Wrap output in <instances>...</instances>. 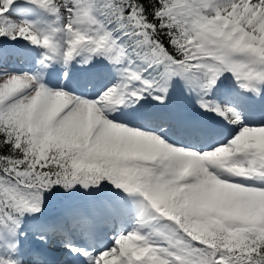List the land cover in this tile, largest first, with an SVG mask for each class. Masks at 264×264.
Masks as SVG:
<instances>
[{"label":"snow or ice","instance_id":"snow-or-ice-1","mask_svg":"<svg viewBox=\"0 0 264 264\" xmlns=\"http://www.w3.org/2000/svg\"><path fill=\"white\" fill-rule=\"evenodd\" d=\"M14 5L22 16L43 9L57 26L17 23L5 15ZM0 38L45 50L37 75L10 72L0 51V264H52L54 236L80 264H264V186L230 179L264 185V122L208 99L228 73L264 101V0H0ZM81 55L106 60L119 82L95 99L43 83L52 62ZM174 78L202 110L238 126L235 135L198 152L109 118L145 94L163 104ZM105 182L136 198L135 227L94 254L70 236L91 241L92 217L69 211L36 226L40 243L24 258V217H40L45 193Z\"/></svg>","mask_w":264,"mask_h":264},{"label":"rangeland","instance_id":"rangeland-1","mask_svg":"<svg viewBox=\"0 0 264 264\" xmlns=\"http://www.w3.org/2000/svg\"><path fill=\"white\" fill-rule=\"evenodd\" d=\"M30 7H31L30 9H33L34 11H36L35 18H37V19H34L32 17L33 15H29L27 13L26 15H23V16L26 18L29 17L31 19H34L28 23H31L35 27H38V28L44 29V30H47V29H50L52 27L57 26L56 18L54 16H52L51 14L49 15L48 12H45L48 15L46 17L42 13L43 9H39V8L37 9L36 7H33V6H30ZM19 14L20 13L18 12L17 8L14 5V6L9 8V11L5 15L9 19L19 23L25 19V18L24 19L21 18L22 15L21 14L19 15ZM38 18H41V20ZM8 50H10V53H12V54L7 55V63H6V66H7V64L10 65L9 68L7 67L10 72H15L17 74H20L23 72H29L30 74H33V75L38 74L37 69H35L34 72L29 71V69L26 66L27 62H24L22 60L20 53L25 54V58H27V60H28V56L30 55V60L31 61L33 60V64H34V63H38V61L41 59V54L45 51L43 48L34 47L28 41H25V40L19 39V38L17 40L0 38V51L7 52ZM11 55L12 56L15 55L17 57V59L12 57ZM18 57L21 59H18ZM23 62H24V67H26L27 69L20 68L21 65H23ZM91 62L92 63H84V56L81 55L80 57L73 59L70 62V64L67 67H65L63 60L57 59L56 61L52 62L47 69H44L42 74L49 73L55 79L56 83L53 85L56 88L63 87L66 90H69V91L73 90L74 92L76 91L80 94L83 93L82 89L84 88L86 98L89 96H94L96 98L97 97L96 93L98 90H101V92H102V90H105L106 88L113 86L114 84L118 83L119 81L117 78L116 82H114V78L109 73V70H108V68L109 67L112 68V66L109 65L106 60H104L100 57H96V58H93ZM86 64H93L94 66L91 69H88ZM80 66L82 67V69L84 71L94 70V68H96V69L92 73H89V72L88 73H82L81 76L78 77L77 75H75V73L76 74L78 73V71L80 70ZM15 67H17V69ZM140 67H141V69H143L145 66L141 65ZM97 70L104 73L105 75H107V77L99 78L100 76H102V74L99 73ZM151 70L152 69H149L147 72H142L143 78L149 79V80L153 79V77H155V76L151 75V73H152ZM65 72L68 73L69 77L64 78ZM93 73L96 74V77H95L96 82L95 83H94V80L91 78ZM84 76H86L85 79H84ZM46 78L48 79L49 76H47ZM65 79L68 80V83L66 85L63 84ZM47 82L53 83V79L49 78V81L47 80ZM83 82H84V84H83ZM236 85L237 84H236L235 80L232 78L231 74L225 73V75L217 83L216 88H214L212 90V93L208 97V99L215 101V103L219 104L222 107L223 103H221L222 101L220 102V98H222V95L227 93V91L232 93V91H234V87ZM220 87L224 90V94H222V93L219 94V97L217 99L216 98V96H217L216 90H218L220 92L221 91V89H219ZM223 87H225V89ZM89 88L92 89L90 94L87 93V90ZM175 89H177L178 91L173 93ZM172 93H173V95H171ZM242 93H244V92L242 91ZM215 94H216V96H215ZM78 96H84V95H78ZM225 97L228 99H233V97H231V96H225ZM198 98L199 97L189 87L186 86L185 81H183L179 78H174L171 82V87L169 88L168 95H167L166 100L163 104L159 103L156 100H153L151 96L145 94L144 99L141 100L139 103H136L134 101L128 102L124 106H122L118 110H116L118 112L117 116L109 115V118L111 119L114 117L116 122L126 124L127 126L138 129V130H142V129H140L141 126H139L141 122L138 121L137 119H139V120L140 119H143V120L147 119L148 115L144 114V112H148L149 110H151L152 115H161L163 113H165L167 115H171L173 122L175 123V125L180 126L179 129H181V130L188 128L187 130L193 131V130H196V128H199L202 131H208L207 134L203 133V135H205V136L210 135V133H211L210 128H213L214 126L217 125V123L219 124V122L225 128H229V126L233 125L231 123L226 122L224 119L217 116L215 113L205 112L204 110H202L200 108L199 104L197 103ZM216 99H217V102H216ZM158 110H164V112L154 113L155 111H158ZM165 111H167V112H165ZM120 112H124L127 115V117L120 116V114H119ZM139 113H143V114L140 115ZM202 113L206 114L208 116H211L210 117L211 119H209V121L207 119V121H206L205 118L207 116H203ZM194 115H197V116H194ZM200 116H203V117H200ZM176 117L179 119H182V120L185 118H189V120H192L194 123H188V124H182V125L176 124V120H175ZM116 118H121V119L126 120V121L122 122V121H120L121 119H116ZM133 118H135V119H133ZM131 121H133V124L136 126L130 124L129 122H131ZM203 123H205L208 126L209 130H204V128H203L204 124ZM247 123L251 124L250 122H247ZM165 126H166V124H165ZM175 130H176V127L173 124L167 125L166 131H170L169 133L173 137H175V135H176ZM237 130H238V126L235 128L234 131H232L230 133L228 138L227 139L224 138L221 143H226L227 140L231 139L232 136L235 135ZM143 131L154 132L155 134L159 135L162 139H164L167 143H169L175 147L195 150V149L190 148V147H184V146L178 145L175 142L173 143L170 136H168L169 135L168 133H166V132H163L164 134L156 133V128L148 127L147 130H143ZM221 133H220V135H221ZM190 138H192V135H190ZM215 141H216V139H215ZM208 142H209V140L206 141V143H208ZM218 145L219 144L208 147L203 151H209L213 147L218 146ZM203 151L201 149L198 152H203ZM230 179H233L235 182L245 183L249 186H256V187L264 186L260 182L255 181V180L246 181V180H242V178H234V177H232ZM76 187H80V186H76ZM76 187L74 188L75 194H73V195L69 194L67 197L60 196V194H58L57 196H44L45 197L44 212L40 214L39 218H34V217L28 216V215H26L24 217V223H23V227H22L21 231L26 233V235L20 237L21 248H23V246H24V248H25V246L27 247L28 246L27 242H29L30 246H28V248L25 249V251L26 250L29 251L31 249L32 245H34V243L37 241L34 239V236H33V235H35V232L33 233V231L31 230L34 224L46 225V224H49V222L52 219H57L60 216L61 217L66 216V214L72 208L71 206H74V205H75V207H76V205H78V207L81 208V210H78V211H83V205L84 204H91V202H93L95 204L94 206H96L95 211L98 212V214L104 213L99 219H98V217L95 218V222L93 223V226H94L93 228H96L98 226L99 222L103 223V222L109 221L110 219H114V220H113V225H111L110 226L111 228L109 227V229H108L110 231L107 230L109 233L111 231H116V230L123 228V224H122L121 220H125L123 222L127 223L128 225L133 224V219L130 218L128 213L130 215H132L133 212L136 211V206L133 203V201L136 198L125 196L122 192L120 193L118 190L114 189L113 186L110 184H106V185L102 184V186L100 187V192H96V193H93V191H91V189H88L87 191H85L82 187H80V188H76ZM121 196H123V197H121ZM62 198H65L66 200H70V201L66 202V200H64ZM124 199H126V200H124ZM103 201H109V203L111 202L110 205L115 207V209L117 211L116 212L109 211V209L107 207H104L102 205ZM120 203H122V204H120ZM97 208H99L98 211H97ZM124 213H127V214L123 217ZM52 216H55V217L52 218ZM30 226H32L31 229H30ZM112 226H114V227H112ZM78 234H80V233H70V235H72L71 239H73L75 237V235H78ZM97 235H98V233H97ZM110 237H112V236H107V239H109ZM113 237H114V235H113ZM113 237L111 239V242L113 241ZM103 239H104V235L99 234L98 236H96L95 239H93V241L97 244H100L103 241ZM86 241H89V240L87 239ZM91 241H89V242L91 243ZM37 242L40 243L39 241H37ZM49 247H50L51 251H57V253L65 251V249L63 247H58V246H57L58 248L55 247L52 244V242L49 243ZM105 249H107V247L101 249L100 251H103ZM65 253L66 254L64 255V258H65V260L69 261L70 257L68 256L67 252H65ZM53 256H55V255H53Z\"/></svg>","mask_w":264,"mask_h":264},{"label":"bare ground","instance_id":"bare-ground-1","mask_svg":"<svg viewBox=\"0 0 264 264\" xmlns=\"http://www.w3.org/2000/svg\"><path fill=\"white\" fill-rule=\"evenodd\" d=\"M31 8V7H30ZM38 9V8H37ZM46 11L45 10H43V15H45L46 17L48 16L46 13H45ZM35 13H36V11H34L33 9H29V12H28V14L29 15H33L32 17L34 18V19H37V18H35ZM50 15V14H49ZM21 18H25L26 19V17H24V16H21ZM38 19H40L41 20V18H38ZM45 19V18H44ZM46 20V19H45ZM8 52V54H10V50H8L7 51ZM20 55H21V58L24 60V62H27V68H29L30 69V71H32V72H34V70L35 69H37L38 68V63H34L33 64V60L31 61L30 60V55L28 56V60H27V58H25V54H21L20 53ZM87 65V67H88V69H91L94 65L93 64H86ZM96 68H94V70H95ZM94 70H86V71H84L83 69H82V67H80V70L78 71V73L76 74L75 73V75H77L78 77L79 76H81V74L82 73H92ZM108 70H109V73L113 76V78H114V82H116V79H117V77H116V75L111 71V67H109L108 68ZM43 75V82H46L47 84H50L49 82H47V80L49 81V78H51L48 74H42ZM47 76H49V78L47 79L46 77ZM88 76V75H87ZM95 77H96V74H92V76H91V78L94 80V83L96 82V80H95ZM86 78V76H84V79ZM72 79V78H71ZM109 79V78H108ZM68 83V80L67 79H65V81H64V85H66ZM83 84H84V82H83ZM220 89V88H219ZM91 90L92 89H88L87 90V93L88 94H90L91 93ZM217 93H219V91L218 90H216V94ZM232 93H236L239 97H242V98H244V99H246V101H245V105H246V107H245V109H244V111H246V113L247 114H252V112H253V110L254 109H257V114L258 115H260V112H261V110H262V108H263V105H264V101H262V100H259V99H256V98H253L252 100L251 99H247L248 98V96H247V94H249V93H246V92H244V93H242V91H240V89L238 88V86L236 85L235 87H234V91H232ZM224 95H226V96H231V97H233V94L231 95V94H227V93H225ZM235 99V98H234ZM237 108V110L241 113V111H242V109L241 108H239V107H236ZM128 111V110H127ZM159 112H164V110H158V111H155L154 113H159ZM120 114V116H123V117H127V115L124 113V112H120L119 113ZM203 114V113H202ZM110 115H112V116H117L118 115V112L117 111H114V112H112ZM203 116H208V115H206V114H203ZM203 116H200V117H203ZM247 117V120H246V122H250V123H254V122H256L255 120H254V118H252V117H249V116H246ZM206 119V121H207V117L205 118ZM176 124H180V125H182V124H188V123H194L192 120H189V118H185V119H179V118H177L176 117ZM208 121H209V119H208ZM204 124V126H203V128H204V130H209L208 129V126L205 124V123H203ZM237 126H235V125H232V126H229V128H236ZM204 132V134H207L208 133V131H203ZM108 203H109V201H103V206L104 207H106V205H108ZM111 203V202H110ZM109 203V204H110ZM95 204L93 203V202H91V204H84L83 205V211H85V212H88V214L92 217V219H93V223L95 222V218L96 217H98V219L104 214H98V212H96L95 210H96V206H94ZM112 206V205H111ZM72 208L70 209V211H78V210H81V208L80 207H78V205H76V207H75V205L74 206H71ZM113 207V206H112ZM113 208H115V207H113ZM127 213H124L123 214V217L126 215ZM58 215V214H57ZM128 215L130 216V218L131 219H133V224H127V223H124L123 221H125V220H121L122 221V224H123V228H121V229H119V230H116V231H111L110 233H112L114 236H116V235H118L121 231H123V232H127V231H129V230H131L133 227H135V216H136V211H134L133 212V214L132 215H130L129 213H128ZM53 217H55V216H52V218ZM112 227H114V226H112ZM111 228V227H110ZM118 228V227H117ZM109 229V228H108ZM108 231H110V230H108ZM71 233H80V234H78V236H80V235H82V240L81 241H77V240H74V238L72 239L73 240V243L74 244H82L83 246H85V245H88L90 242L89 241H85L84 242V240H87L86 238H85V236L83 235V233L81 232V231H79V230H72L71 231ZM97 233H98V235L99 234H101V235H104V232L101 230V223L99 222V224H98V226L96 227V228H93V231H92V241H91V247H90V251H92V250H96L95 251V253H97V252H99L101 249H103V248H105V247H107V248H109L111 245H112V242L111 241H109L108 239L107 240H105V239H103V241L100 243V244H97V243H95L94 241H93V239H95L96 238V236H98L97 235ZM33 236H35V235H33ZM70 236H72V235H70ZM114 238V237H113ZM35 239V238H34ZM40 242V241H39ZM51 242H53V239L52 238H50V241H49V243H51ZM36 244H39L37 241L34 243V245L33 246H35ZM93 248V249H92ZM23 251V249L21 248V252ZM29 252H30V250H29ZM94 253V254H95ZM24 258H25V256H24ZM52 258V264H62L61 262H59L58 260H57V258L55 257V256H52L51 257ZM76 262H77V264H80V261L75 257V258H72L71 259V262H70V264H76Z\"/></svg>","mask_w":264,"mask_h":264},{"label":"trees","instance_id":"trees-1","mask_svg":"<svg viewBox=\"0 0 264 264\" xmlns=\"http://www.w3.org/2000/svg\"><path fill=\"white\" fill-rule=\"evenodd\" d=\"M146 2V0H145ZM145 66V65H144ZM159 71V69L157 68H153L151 70V75L155 76L156 73ZM103 184H108L107 182L103 183ZM102 186V185H101ZM76 188H80V187H76ZM91 189V191H93V193H96V192H100V188L99 189H96V188H89ZM58 194H60V196H63V197H67L69 194L73 195L75 194V190L73 188V190H70V191H65L63 188L61 187H56L53 189L52 192H48V193H45L44 196H57ZM62 199H65V198H62Z\"/></svg>","mask_w":264,"mask_h":264}]
</instances>
